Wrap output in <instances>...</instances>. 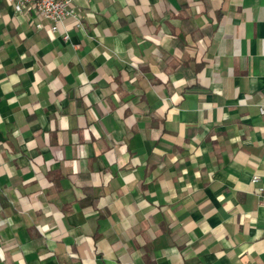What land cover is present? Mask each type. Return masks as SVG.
I'll return each mask as SVG.
<instances>
[{"label":"crops","instance_id":"0c3cea01","mask_svg":"<svg viewBox=\"0 0 264 264\" xmlns=\"http://www.w3.org/2000/svg\"><path fill=\"white\" fill-rule=\"evenodd\" d=\"M73 6L0 0V264H264V0Z\"/></svg>","mask_w":264,"mask_h":264},{"label":"built area","instance_id":"2783aa9c","mask_svg":"<svg viewBox=\"0 0 264 264\" xmlns=\"http://www.w3.org/2000/svg\"><path fill=\"white\" fill-rule=\"evenodd\" d=\"M15 12H23L29 10L46 18L50 21L49 30L51 32H60L64 39H67L68 33L64 27L67 18H71L74 25L82 27L81 15L73 6V0H6ZM40 26V24H36ZM260 113H264V106H260ZM259 176L253 175L251 182H257ZM263 191V187L259 188V192Z\"/></svg>","mask_w":264,"mask_h":264}]
</instances>
